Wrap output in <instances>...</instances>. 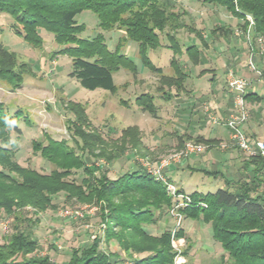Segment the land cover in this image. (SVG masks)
<instances>
[{
	"label": "trees",
	"instance_id": "1",
	"mask_svg": "<svg viewBox=\"0 0 264 264\" xmlns=\"http://www.w3.org/2000/svg\"><path fill=\"white\" fill-rule=\"evenodd\" d=\"M199 1L222 7L242 20V31L248 28L246 17L249 15L251 35L264 37V0ZM175 5L169 0H0V13L9 15L12 32L31 46L43 45L42 30L51 33L54 41L62 46L58 51L71 58L68 75L87 89L115 91L113 73L120 67L135 74L136 63L122 49L126 41L135 42L142 65L158 74V90L167 100L170 88L175 89L176 95L186 90L189 73L184 67L187 61L196 65L200 60L197 41L204 47L207 45L203 34L194 28L191 31L195 33V42L185 45L177 37L178 29L186 24L181 17L184 11L174 10ZM84 10L96 15V25L100 29L90 37L80 35L86 26L77 17ZM114 30L122 31L124 35L110 49L104 34ZM210 33L229 35L231 27L218 23ZM162 35L168 41L167 47L173 51L169 60L171 74H164L148 55L149 51L165 47ZM16 59L14 52L0 42V77L19 85L22 67L17 69ZM18 65L24 67L23 63ZM205 71L203 69L201 73ZM260 97L252 91L244 95L245 100ZM135 104L142 111L157 116L149 92L137 95ZM67 106L72 114L68 120L72 145L67 139H54L49 135L46 142L33 140L34 151L53 165L49 173H41L21 165L14 158L13 149L6 146L10 128H17V119L24 115L16 109L12 118L0 103V210L15 214L14 218L18 220L13 223V232L0 243V264H174L176 251L170 242L172 229L165 228L159 234H152L148 226L156 224L164 212L177 204L176 210L184 218H200L210 225L211 239L221 250V264H264L262 154L249 155L243 165L245 171L250 167L248 173L237 181L224 179V185L213 192L198 189L186 192L177 187L176 195H172L162 179L141 166L110 178L107 168L99 167L95 162L99 159L111 162L124 149L114 148L110 152L105 139L90 129L84 106L74 101H69ZM183 135L178 137L180 146ZM120 139L130 140L132 147L140 144L139 131L134 126L124 128ZM194 140L204 142L198 136ZM87 156L91 157V164L87 163ZM59 193L66 199L92 202L107 210L103 236L71 248L64 261H55L48 254L37 252V239L30 230L18 226L24 218L16 217L17 210L26 205L36 210L52 207V199ZM178 194L182 195L181 199ZM183 235L182 227L175 230V236ZM110 240L126 254L125 259L119 250L107 251L100 247L102 241L108 243ZM189 246H186L187 250ZM134 253L142 255L135 256ZM183 254L186 250H182Z\"/></svg>",
	"mask_w": 264,
	"mask_h": 264
},
{
	"label": "rangeland",
	"instance_id": "2",
	"mask_svg": "<svg viewBox=\"0 0 264 264\" xmlns=\"http://www.w3.org/2000/svg\"><path fill=\"white\" fill-rule=\"evenodd\" d=\"M169 2L171 4L176 3L174 10L184 11L181 17L186 26L178 29L177 37L183 44H190L197 40L191 28L199 31L207 41L206 47L197 41L201 51L200 65L210 68L219 66L216 67V76L222 75L223 68L226 69L227 74L232 69L224 62L225 59L231 60L228 49H225L227 35H212L210 30L219 23L221 26L228 25L231 27L233 32L229 36L233 38L242 36V20L231 16L222 7L204 4L199 0H169ZM77 18L86 26L80 34L82 37H90L100 30L96 25V15L90 10H84ZM246 18L249 20V25L244 32L246 35H251L252 19L249 15ZM10 23L9 15L0 13V42L8 50L14 52L17 58V69L22 67V82L19 85L12 84L8 79L0 77V103L10 115L12 114V118H14L13 114L16 109H20V113L24 115L17 119V128L10 126L9 142L6 144L13 149L14 158L21 165L31 167L41 173L50 172L53 165L34 151L32 143L33 140L37 139L46 142V136L49 135L54 139H67L71 144L68 120L71 119L72 114L67 106L69 101L78 102L84 106L90 129L97 131L105 139L106 147L110 152L114 148L124 149L123 153L111 162H106L103 159L95 162L99 167L107 168V175L110 178H115L124 171L137 166L156 168L168 160L169 164H177L186 159L183 165L185 166V163L192 164L195 158H200L204 151L212 148L221 149L220 145L211 146L194 140V133L196 132L193 126L196 123L191 124L190 122L193 116L195 117L197 114L192 109L193 102L190 95L192 78L189 77L186 80L185 91L176 95L175 89L170 88L169 99H163L161 90H158L159 76L142 65L135 42L126 41L122 48L126 55L136 63L137 72L135 74L124 67H120L113 73L115 91L111 92L102 88L87 89L82 87L75 78L68 75L71 69V58L69 55L58 51L62 46L54 41L51 33L42 30L44 43L40 47H34L14 34L10 29ZM235 30L239 35H235ZM104 35L109 48L113 49L118 38L124 34L122 31L114 30L105 32ZM246 35L243 37L246 38ZM256 38L259 39L258 44L261 43L264 46V37ZM162 41L165 47L149 51L148 55L157 66L162 68L164 74H171L172 69L169 60L173 51L167 47L168 41L164 35H162ZM218 47L221 51H218ZM21 63L24 64V67L18 65ZM184 68L193 75L194 81L201 88L208 86L207 81L198 73L201 67H193L190 61H187ZM232 70L238 75L234 69ZM227 89L229 88L227 87ZM144 91L153 96L157 116L142 111L139 105L135 104L136 96ZM176 96L180 98H176ZM216 98L215 96L216 103H220L219 99ZM184 109L185 111H183ZM245 109L248 114L246 105ZM215 112L213 109L211 115L217 116ZM128 126H134L138 129L139 145L132 147L130 140L122 141L120 139L122 130ZM182 134L185 135H183V142L180 146L178 137ZM186 135H190V138ZM230 138L233 142L235 141L232 137ZM187 142L201 145L200 150L192 152L196 153L197 157L190 153L173 159L174 154L178 156L184 151ZM234 145L239 148L236 144ZM245 153L247 152L245 151ZM247 154L250 155V153ZM247 154L238 155L236 152L238 161H231L228 165L232 168L229 167L227 171H232L239 176L247 174L248 170L245 171L243 167L244 161L248 160L249 155ZM184 156L187 158L183 159ZM85 159L88 164H91V157L87 156ZM168 165L163 171L164 176ZM187 171L189 170L187 169ZM173 173L172 170L169 172L171 176ZM168 181L170 182V180ZM190 181L193 183L192 186L184 185L186 192L191 189L213 192L221 186L215 184L216 181L213 177L205 175L201 171H194ZM173 184L176 187H181L178 183ZM262 189L264 188L262 187ZM52 202L54 205L45 210H36L30 205L17 210V219L24 218L18 226L25 227L32 232L38 241L37 252L48 254L55 261H64L69 257L71 248L90 242L97 236H103L104 214L107 210L100 208L99 204L66 199L63 193L57 194ZM181 216L179 225L176 227L177 216L172 214L170 208L162 214L156 224L148 226V230L152 234H159L165 228L172 230L174 228L177 230L180 227L187 228V223H190L192 224L190 225L191 228L186 233L189 238L188 243L195 242L198 246L204 244L203 249L197 250L195 253L192 251L193 255L198 258V263L221 264L219 258L221 250L218 245L213 243L207 230L208 225H199L196 221L190 222L182 214ZM14 217L15 214L9 215L0 210V243L13 232V223L18 221ZM174 240L176 243L177 240ZM187 241L185 239L180 240L182 250H185ZM100 247L107 251L119 250L120 256L126 258V254L119 249L114 240H110L108 243L102 241ZM134 255L140 256L142 254L134 253ZM213 255L217 257L212 259ZM126 260L123 261L126 262Z\"/></svg>",
	"mask_w": 264,
	"mask_h": 264
},
{
	"label": "crops",
	"instance_id": "3",
	"mask_svg": "<svg viewBox=\"0 0 264 264\" xmlns=\"http://www.w3.org/2000/svg\"><path fill=\"white\" fill-rule=\"evenodd\" d=\"M232 32L233 30L231 29V33ZM242 33L244 36L246 35L244 31H242ZM229 35H227L226 38L227 42L225 41L227 43L225 49H228V52L231 55V60L228 61L225 59V64L234 69L238 76L243 77L248 82L247 92L252 91L257 93L258 96H261L259 99L248 98L245 100V105L248 109V119L242 125V128L250 140L258 139L264 141V46L261 43L258 44L259 39L250 34L246 35V38H244L243 35L235 38ZM235 35H239L236 30ZM218 51H221L220 47H218ZM250 60H252L253 65L249 64ZM190 64L193 67H201L198 73L208 83L206 88L204 86L201 88L194 81L193 75L189 73V77L192 78L190 92L191 101L193 102L192 109L197 114V116H193L190 122L191 124L196 123L193 126L194 131L196 132L194 133V138L197 136L201 137L204 140V144L211 146L220 145L221 149L215 150L212 148L204 151L200 158L197 157L196 153H191L197 157L192 164L187 162L185 163V166H183L184 160H186L184 158H187L184 156L183 161H179L177 164L170 163L168 165V169L165 171V176L168 180H170V182L181 185V187H177L182 190L185 189L184 185L188 187L193 185L190 180H192L194 171H201L203 174L213 177L216 181V183H214L220 184L221 186L224 185V179L233 181L241 179L243 176H239L232 171H227V169L229 167L232 168L229 166L231 161H238L237 157L239 154H247L245 151L234 145L235 143L230 138L229 130L225 126V119L233 106L232 93L229 89H227L225 84L226 69H222L221 76H216V67L219 66L211 68L203 67L200 65V60L196 65H193L191 62ZM203 69L206 70L205 73H201V70ZM215 96L217 97V100L219 99L220 103H216L214 99ZM176 98L180 97L176 96ZM213 109H215V114H217V116L211 115ZM183 111H185V109ZM236 152H238V155H236ZM187 169L189 171H187ZM171 170L174 171L173 176L169 174ZM207 171L216 172L217 175H212ZM190 191H192V189ZM189 220L190 222L196 221L199 225H208L207 230L211 237L212 230L208 223H205L200 218H189ZM187 224V228L182 227L184 235L179 237L180 239H185L186 241L189 239L186 233L189 231V228H191L190 225H192L190 223ZM188 242L189 241H187L186 246L190 245L189 250L185 248L186 254L182 255L183 262L181 264H202L198 263L199 260L195 255H193V252L195 253L197 250L203 249L204 244H201V248V246H198L195 242ZM215 257L217 256L213 255L212 259H215Z\"/></svg>",
	"mask_w": 264,
	"mask_h": 264
},
{
	"label": "built area",
	"instance_id": "4",
	"mask_svg": "<svg viewBox=\"0 0 264 264\" xmlns=\"http://www.w3.org/2000/svg\"><path fill=\"white\" fill-rule=\"evenodd\" d=\"M249 64L253 65L252 60H250ZM226 83L233 97L232 109L230 110V112L228 113L225 119V126L229 130L230 137H232L235 140L234 143L237 146H239V148L246 151L247 153L250 154L260 153L264 155V141L258 139L250 140L242 128V125L247 120V116H248L247 111L245 109V99H244V95L246 94L248 88V82L243 77L236 75L233 72V70L230 69V71L227 72L226 74ZM200 149H201L200 144H196L194 142H187L185 144L184 151L181 152V154L179 153L178 156L174 154L173 159L174 158L178 159L180 158V155L190 154ZM168 162L169 160L163 162L156 168L148 166L146 167V169L149 172L156 175L158 178L162 179L167 185L168 191L172 195H176L177 187L173 183L169 182L168 178L163 174L164 169L169 164ZM177 197L181 199L182 195L178 194ZM178 205L179 204L171 208L172 214H175L177 216L176 227L179 225L180 219L182 217L181 214L176 210ZM175 230L176 228H174L171 232L172 235L171 243L173 249L176 251L174 264H181L183 262V259H182V249L180 248V245L182 244L180 243L181 239L179 237L175 238L176 237L174 235ZM174 239L177 240L176 243L174 242L175 241Z\"/></svg>",
	"mask_w": 264,
	"mask_h": 264
}]
</instances>
